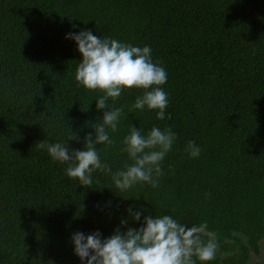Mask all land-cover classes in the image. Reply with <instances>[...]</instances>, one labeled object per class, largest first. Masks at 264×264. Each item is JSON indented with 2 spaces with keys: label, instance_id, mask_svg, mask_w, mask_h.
Here are the masks:
<instances>
[{
  "label": "trees",
  "instance_id": "1",
  "mask_svg": "<svg viewBox=\"0 0 264 264\" xmlns=\"http://www.w3.org/2000/svg\"><path fill=\"white\" fill-rule=\"evenodd\" d=\"M81 29L150 45L167 69L166 118L128 114L142 90H125L116 143L101 146L115 170L130 124L172 128L158 188L121 192L99 171L79 185L39 147L76 133L68 146L82 149L102 118L93 99L103 93L77 85L82 54L65 39ZM129 205L189 226L207 220L221 243L211 264H264L252 261L264 241V0H0V264H80L72 234L112 235Z\"/></svg>",
  "mask_w": 264,
  "mask_h": 264
},
{
  "label": "clouds",
  "instance_id": "2",
  "mask_svg": "<svg viewBox=\"0 0 264 264\" xmlns=\"http://www.w3.org/2000/svg\"><path fill=\"white\" fill-rule=\"evenodd\" d=\"M65 39L73 40L82 54L75 75L77 85L103 93L93 99L102 118L93 121L90 128L94 131L86 133L82 149L68 146L69 140L79 139L76 133L66 141L45 139L39 147L53 161L66 165L65 175L77 180L79 185H93L94 173L99 171L109 174L121 192L138 185L158 188L164 175L162 163L178 138L172 128L154 125L145 133L130 124L120 148L127 154V161L115 170L102 159L101 146L107 149L116 143L112 134L119 130L125 118L124 106L117 107L116 101L125 90H142L128 114L147 109L155 111L157 120L166 118L170 103L164 89L167 69L161 61L153 59V50L147 44L141 47L101 37L91 29L66 33ZM186 151L195 159L200 157L202 147L190 140ZM126 213L127 218L120 220L110 236L104 237L100 230L72 234L73 252L80 264H211L217 257L220 238L209 228L207 220L189 226L168 213L153 215L144 205H129ZM129 220L139 222L140 226H129Z\"/></svg>",
  "mask_w": 264,
  "mask_h": 264
},
{
  "label": "rangeland",
  "instance_id": "3",
  "mask_svg": "<svg viewBox=\"0 0 264 264\" xmlns=\"http://www.w3.org/2000/svg\"><path fill=\"white\" fill-rule=\"evenodd\" d=\"M264 260V241H262L261 253L260 255H252V261L262 262Z\"/></svg>",
  "mask_w": 264,
  "mask_h": 264
}]
</instances>
